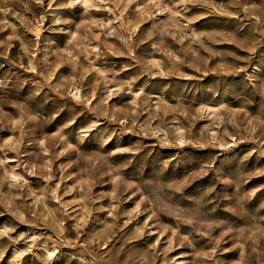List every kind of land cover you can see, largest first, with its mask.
I'll use <instances>...</instances> for the list:
<instances>
[{
  "label": "rangeland",
  "instance_id": "rangeland-1",
  "mask_svg": "<svg viewBox=\"0 0 264 264\" xmlns=\"http://www.w3.org/2000/svg\"><path fill=\"white\" fill-rule=\"evenodd\" d=\"M23 1L4 5L43 18V32L16 18V33L0 32V158L28 178L16 188L0 164L1 248L16 239L20 264H46L25 243L36 233L55 251L47 264H264V0H165L108 33L81 9L60 5L57 23ZM84 43L101 47L88 56ZM130 82L166 101L136 107ZM201 100L223 102L222 120Z\"/></svg>",
  "mask_w": 264,
  "mask_h": 264
},
{
  "label": "bare ground",
  "instance_id": "bare-ground-1",
  "mask_svg": "<svg viewBox=\"0 0 264 264\" xmlns=\"http://www.w3.org/2000/svg\"><path fill=\"white\" fill-rule=\"evenodd\" d=\"M9 1H11L13 3V2H18L19 0H0V32H1V34L2 33L3 34L7 33V32L8 33H16L18 31L19 26L17 25V23L15 21H13V19H15V18L19 19L20 22L23 23V24H25L27 22L32 23L31 19L28 18V16H25L24 14H22L19 17L18 13L16 12V10L11 7L12 4L4 5L5 3H8ZM33 1H35L40 6H43L47 10V12H50V14L53 16V19L57 23H60L62 21V17H61V15H59L60 13L56 12L60 5H63L64 9H67V11H69V10L74 11V10H77V9H81L85 14H87L89 16V19L91 20V22L93 24H95L96 26H99L100 28L105 29L106 33H108L109 29H115V28H117V26L121 27V30L123 28L125 31H131V30H128V28H127V26H129L131 24V21H133L131 19V15L128 14V10H130V9H133L134 11H136L139 16L145 17L146 15H150L151 14L149 8H152L153 6H155L158 9V11H160V12L165 11L166 8L170 6V3L168 1H165V0H156L155 1V5L152 4V1H154V0H150V4H147V0H33ZM189 1L190 0H182L183 4L185 5V8H187V3ZM21 2H24V1L21 0ZM94 9L99 10V12L98 13H94L93 12ZM105 13L111 14V15H109L107 17V19H108L107 22H104V21L101 20V16L104 15ZM132 17H133V15H132ZM42 22H43V18H42L41 21L37 20L36 23L33 22L32 23V25H33L32 28L28 29V30H30V32H32L37 37V39H39L41 37L42 32H43L42 25H41ZM177 25H178V23H177ZM198 31L199 30L193 29L194 35L198 36L199 35ZM70 33H71L73 39L77 38L78 35H79V33H77V31H71ZM92 35L94 36V39H96L97 41H101V37H100L101 34L93 33ZM130 35H132V34H130ZM7 36H8L7 38H9V35H7ZM89 36H90L89 33H87L85 35V37H87V38ZM125 39H126V37H125ZM21 40H22V38H21ZM102 40H103V42L106 41V39L104 37L102 38ZM3 45H4V42L0 41V47L3 46ZM92 47L95 48V49H100L101 46L98 43H96L94 45H92V44L88 45L87 43H84L83 48H84V50H85V52L87 53L88 56H90V54L92 52L89 48H92ZM70 52H72V51L70 50ZM70 55H71V53H70ZM73 56H75V54H73ZM154 64L159 66V64L156 61H154ZM95 66H93V67L96 70V74L98 76L102 77V79H103L102 82L105 85L106 84L109 85L112 78L110 79L108 77L106 71L104 69H102L103 67L102 68H97ZM31 67L34 69L33 65ZM259 69L260 68L258 66H256V70H259ZM250 77H251V75H250ZM128 85H129V89H130L129 91H131V95H132L131 98L135 102L136 107H138L140 105L139 104V100L142 99V96H147L148 97V96L154 95L157 98L162 99L163 101H166L165 93H153L154 91L153 92L152 91L149 92L148 88L146 89L141 84H138V89L135 90L136 84H134L132 82H130ZM3 86H4V80L2 78H0V88H2ZM108 87H109V91L111 92L112 91V88H110L111 86L109 85ZM117 87H118L117 89L119 91L122 90L121 86L118 85ZM138 91L140 92V94H138ZM74 97L79 102L83 100V94L81 92L80 86H78V85H75ZM210 100H201L198 103L200 105V108H202V111L205 110V112L207 114V118L209 117L208 120H210L212 122L213 121H217V119L222 120V115L223 114H222V110L221 109H222V106H223V102L216 103V102H212ZM226 105H228V104H226ZM0 109H1V107H0ZM109 109H111V105H109ZM160 132H162V134L164 135V137L166 139H169V134H168L167 130L162 129ZM85 133H87V132H85ZM178 133H179L180 141L184 142L183 129L178 128ZM222 135H223V133H222ZM230 136L232 137L234 143L237 144L238 138L236 137V135L235 134H230ZM212 137H213L214 140H218L219 139V132L214 130L213 133H212ZM223 139H224V137L222 136V138L220 140V143H219L220 147L221 146L222 147L225 146V144L223 143ZM224 140H226V139H224ZM7 144H8V146L10 148L14 147L16 149L17 147L20 146L21 142L18 141V139L10 136L7 139ZM0 147H2V146L0 145ZM25 157H28V156H25ZM17 163H18V160L14 156L13 157L12 156H6L5 158H0V164L3 166L4 172L8 175L10 183L12 185H15L16 188H25L26 185L24 183L20 182V178H23L26 181L28 180V178L25 176V174H23L20 171H18L19 164H17ZM9 167H11V169ZM31 193H33V190H31ZM34 194H35V192H34ZM45 196H46L45 193H42L41 197L38 196L39 198H35V202L37 203L38 200L45 202V198H46ZM74 200H76V199H74ZM136 206H138L137 208H139V206H140V203L137 202V201H136ZM78 221L82 222L81 219H78ZM135 228H136V231L139 232V233L140 232L142 233V231L144 229V227L140 228L138 225H136ZM1 237H2V233L0 231V261L4 262L5 258L6 259L10 258L11 259V264H20L19 261L21 260V258L23 256V251H20L19 247L17 246V240L16 239L14 240L15 248H14L13 252L9 254L7 248H1ZM47 242H48L47 239H45V238L42 239V235H37L36 233H34L33 236L30 239H27L25 243L28 244L29 247L33 248V250H31V251H36L37 252L36 254L40 255L43 263L46 262V264H47V261L48 260H52L54 254H55V251L51 250L48 247V243ZM34 248H35V250H34ZM93 264H99V263H93Z\"/></svg>",
  "mask_w": 264,
  "mask_h": 264
}]
</instances>
